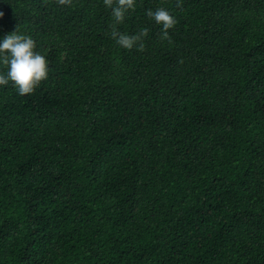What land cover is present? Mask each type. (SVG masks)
I'll list each match as a JSON object with an SVG mask.
<instances>
[{
	"label": "trees",
	"instance_id": "16d2710c",
	"mask_svg": "<svg viewBox=\"0 0 264 264\" xmlns=\"http://www.w3.org/2000/svg\"><path fill=\"white\" fill-rule=\"evenodd\" d=\"M0 12L50 62L31 94L0 86V264H264V0Z\"/></svg>",
	"mask_w": 264,
	"mask_h": 264
},
{
	"label": "clouds",
	"instance_id": "9594fccd",
	"mask_svg": "<svg viewBox=\"0 0 264 264\" xmlns=\"http://www.w3.org/2000/svg\"><path fill=\"white\" fill-rule=\"evenodd\" d=\"M66 0H59L64 4ZM111 9L114 20L119 23L125 19L127 12L135 7V0H104ZM4 13L0 12V17ZM147 15L161 28V35L167 37L169 29L176 24L175 15L167 8L148 9ZM146 28L138 33L124 34L113 30L116 43L124 49L143 48L142 38L147 34ZM50 62L38 50L36 40L28 34L17 30L0 36V86L11 83L21 96L33 93L40 83L48 78Z\"/></svg>",
	"mask_w": 264,
	"mask_h": 264
}]
</instances>
